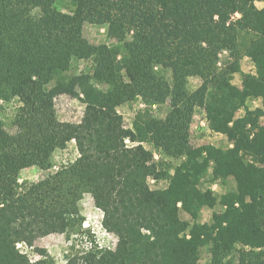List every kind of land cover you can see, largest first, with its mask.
<instances>
[{"label":"trees","instance_id":"obj_1","mask_svg":"<svg viewBox=\"0 0 264 264\" xmlns=\"http://www.w3.org/2000/svg\"><path fill=\"white\" fill-rule=\"evenodd\" d=\"M69 1L71 12L57 9V0H0V264H56L46 248L36 247L34 260L18 244L83 231L86 193L117 242L98 245L88 231L90 247L64 264H199L203 247L209 264H264V7L255 0ZM85 22L106 26L111 42L92 43ZM244 56L254 72L242 71ZM81 59L90 69L70 74ZM192 77L201 79L196 88ZM64 93L83 95L80 121L59 119L55 99ZM136 97L168 103L166 116H139L127 127L118 108ZM251 99L260 105L250 107ZM13 100L16 132L1 117ZM198 108L229 146L191 144ZM72 141L73 161L20 183L23 169H51L54 153ZM147 143L182 162L170 173ZM210 167L214 180L233 177L236 188L220 196L203 189ZM150 178L168 186L153 188ZM218 203L222 212L199 221L203 207Z\"/></svg>","mask_w":264,"mask_h":264},{"label":"rangeland","instance_id":"obj_2","mask_svg":"<svg viewBox=\"0 0 264 264\" xmlns=\"http://www.w3.org/2000/svg\"><path fill=\"white\" fill-rule=\"evenodd\" d=\"M257 7H264V0H255ZM57 9L64 12H71L74 10V4L69 0H57L55 3ZM240 14L236 13L235 18L239 17ZM84 35L94 44H101L111 42L108 37L107 27L85 22L84 24ZM222 61L228 59V54L224 53ZM243 72H254L255 64L252 59L248 56H244L241 62ZM91 62L86 59H81L73 63L72 69L69 71L70 74H79L86 72L90 69ZM169 76V72H167ZM242 75L236 73L233 78V83L241 85ZM192 88H196L201 84L199 77H192L190 79ZM83 95L75 96L72 94L64 93L56 97V110L59 119L63 121H80L85 103L81 99ZM17 101H12L2 105L1 117L5 123V127L10 132H16L17 127L14 124L15 114L17 111ZM248 105L252 108L260 105L259 100H249ZM118 110L124 117V122L127 127H133V121L139 116L145 118L147 116H154L163 118L166 116L169 110V104L164 103L160 105H150L142 97H136L134 100L129 101L121 105ZM243 110L238 114H242ZM132 143V142H131ZM191 144L199 147L202 145H215L218 147H227L230 145L228 138L221 133L211 130L209 127V121L204 109L198 108L192 122L191 128ZM146 146L151 148L155 153V160L160 162L161 166L169 169L170 173L174 171V168L182 162L183 158L175 159L162 154L157 151L151 144L147 143ZM76 145L72 141L64 149L57 150L52 157V167L49 170H42L37 166L28 167L22 170L20 176V183L33 182L45 177L49 172H55L58 168L73 161L76 157ZM212 167H210L202 180L201 186L203 189L212 188L217 196L226 193L236 188V181L233 177L223 179H213ZM149 183L153 188L167 187L169 180L162 179L156 181L153 178L149 179ZM225 209L220 203L214 208L207 206L203 207L200 212L199 221L211 222L213 213L222 212ZM81 210L85 216L83 231L76 234L67 235L66 233H52L47 236L38 238L33 247H29L26 244L20 246V249L27 253L31 259L39 258L36 247L46 248L48 252L56 260V264H64L70 253L77 252L78 250H84L90 247L91 235L88 231H91L97 240L98 245L106 247H115L117 238L114 234L108 232L102 225L103 212L95 206L93 197L90 193H86L81 200ZM181 217L185 220H191V216L181 210ZM93 238V237H92ZM238 249L233 254L234 260L237 259ZM211 254L207 247L201 249V258L199 264H209Z\"/></svg>","mask_w":264,"mask_h":264},{"label":"built area","instance_id":"obj_3","mask_svg":"<svg viewBox=\"0 0 264 264\" xmlns=\"http://www.w3.org/2000/svg\"><path fill=\"white\" fill-rule=\"evenodd\" d=\"M73 142H74V141H73ZM74 143H75V142H74ZM126 143H127V144H132L131 141H130L129 139H126ZM76 154L78 155L77 148H76ZM77 155H76V157H77ZM76 157H75V158H76ZM58 169H59V168H58ZM58 169H57V170H58ZM57 170H56V171H57ZM22 245H23V243H19V244H18V247L20 248V246H22Z\"/></svg>","mask_w":264,"mask_h":264},{"label":"clouds","instance_id":"obj_4","mask_svg":"<svg viewBox=\"0 0 264 264\" xmlns=\"http://www.w3.org/2000/svg\"><path fill=\"white\" fill-rule=\"evenodd\" d=\"M33 79H35V77H33Z\"/></svg>","mask_w":264,"mask_h":264},{"label":"crops","instance_id":"obj_5","mask_svg":"<svg viewBox=\"0 0 264 264\" xmlns=\"http://www.w3.org/2000/svg\"><path fill=\"white\" fill-rule=\"evenodd\" d=\"M212 189V188H211ZM213 190V189H212Z\"/></svg>","mask_w":264,"mask_h":264}]
</instances>
